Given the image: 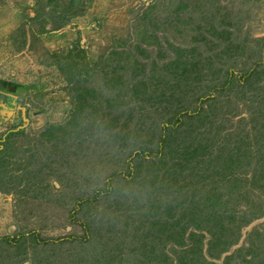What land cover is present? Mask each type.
I'll return each mask as SVG.
<instances>
[{
    "label": "rangeland",
    "instance_id": "374dc122",
    "mask_svg": "<svg viewBox=\"0 0 264 264\" xmlns=\"http://www.w3.org/2000/svg\"><path fill=\"white\" fill-rule=\"evenodd\" d=\"M189 247L264 264V0H0V264Z\"/></svg>",
    "mask_w": 264,
    "mask_h": 264
},
{
    "label": "trees",
    "instance_id": "16d2710c",
    "mask_svg": "<svg viewBox=\"0 0 264 264\" xmlns=\"http://www.w3.org/2000/svg\"><path fill=\"white\" fill-rule=\"evenodd\" d=\"M85 99V98H84ZM83 99V100H84ZM86 100V99H85ZM237 143H235V146L233 145V147H232V150H236V148H237ZM192 157H194V153H190V156H189V158H192ZM160 191V190H159ZM161 192V191H160ZM157 199H159V200H157ZM152 200L155 202L156 201V203H158V204H154V205H157V209H159V205H161V204H163L164 202H163V199H160V198H158L156 195H155V197H152ZM157 201H159V202H157ZM165 201H167V200H165ZM169 204L170 203H168L167 205H168V208H166L165 210H164V212H166V213H164V216L166 217L164 220L165 221H167V223H168V219H169V217H168V215H167V212H169V209H172L171 207H169ZM163 213V212H162ZM179 221V218L178 219H176L175 221H174V225L171 223V228H172V230H173V234L174 235H178V237L179 236H182V234H180L181 232H177L176 231V229H175V227L177 226V222ZM174 227V228H173ZM190 236L192 237V236H196L194 233H190L189 234V238H190ZM193 249L194 248H191V247H189L188 249H186V250H180V253H181V257L180 258H178V260H177V263L178 264H194V262H193V258H191V256H189V257H187L188 256V254H190V255H192V254H194L193 256H195V254H197L198 252H196L197 251V249L198 248H195V251H193ZM114 260V257L113 256H111V261H113Z\"/></svg>",
    "mask_w": 264,
    "mask_h": 264
}]
</instances>
